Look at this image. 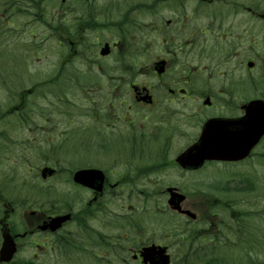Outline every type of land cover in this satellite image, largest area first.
Returning a JSON list of instances; mask_svg holds the SVG:
<instances>
[{"label": "flooded vegetation", "instance_id": "af4514ba", "mask_svg": "<svg viewBox=\"0 0 264 264\" xmlns=\"http://www.w3.org/2000/svg\"><path fill=\"white\" fill-rule=\"evenodd\" d=\"M248 2L251 5L239 0H61L55 13L61 14L60 41L65 46V87L67 90L77 88L88 92L83 95L84 99L93 104L90 108L101 122L99 124L106 125L109 129L114 127L117 130L119 118L130 121L126 115L121 116L117 109L121 111L139 107L137 111L140 113L136 112L139 120L131 126L126 125L118 135L112 131L116 136L112 140L123 143L128 142L132 136L140 146L129 145L130 141L127 143L129 148L133 146L135 150L110 151V154L118 155V164L125 162V155L130 162L122 165L121 169L102 167L106 175L102 191L75 185L81 191L90 192L89 198L82 201L77 210L74 205L79 197L62 200L56 197L53 203V194L47 187L52 180L63 174L55 164L50 166L54 173L46 177L41 174L42 168L37 171L38 181H44L43 190H32L27 201L3 202V213L7 218L0 220L14 236L19 245L18 251L26 253L21 260H18L19 255L16 253L18 262L73 264L78 260L83 264L86 260L93 261L94 256L103 257L102 254L111 253L119 255L122 252V255L130 254L133 258L134 262L128 261V264H155L159 258L157 254L163 250L169 255L168 264H264V250L259 247L260 236L256 239V250L260 255L254 258V262H244V253H247V247H244L247 243L244 223L239 218H220L219 212L213 210L219 208L222 202L211 200L203 183L198 185L193 177L189 183L180 180L181 174H195L196 171L184 170L174 175L168 174L159 178L156 183L164 186L165 191L173 187L181 192L187 188L195 193L196 200L189 205L188 194H185L182 207L196 215L192 218H173L174 225L165 224L172 230L144 231V222L157 219L144 218V207L141 208L143 212L139 210L136 217L128 216L127 208L120 214L110 208L117 190H133L134 185L140 182L133 179V175L136 174L138 178L141 174L142 180H147L159 173L165 164L175 163L174 160L180 153L197 142L204 123L212 117L240 121L239 126L228 127L230 131H225L248 141L247 145L253 143L248 157L227 163L241 164L251 160L249 162L255 161L257 164L261 159L264 162V134L255 142L252 137L258 129L253 127L254 123L246 126L247 110L250 108L258 107L256 112L249 115H253L259 124L264 122V111L261 112L260 109V106L264 107V17L261 15L264 0ZM218 3L230 5L234 13H245V18L239 21L242 30L239 24V31L235 35L236 43L230 40L233 42L230 55L231 58H236L235 64H231L230 71H223L222 82L212 79L214 71H206L203 66L197 69L198 56L210 57L211 54L203 43L190 39L196 36L195 29H198L194 14ZM0 4L2 14L6 12L4 5L35 14H47V10L54 7L52 0H0ZM165 5L177 15L167 19L159 15V10ZM148 9L157 14V23L144 22V10ZM135 13H139V18L133 16ZM187 28L193 29L184 38L182 32ZM148 30L161 36L156 40H159L163 54L156 56L154 60H165L164 70L161 72L155 69V64L150 66L143 62L147 58L142 55L144 41L149 36ZM104 31L109 34L104 35ZM114 37H117L116 40ZM221 39L223 40L222 37ZM202 41L207 42L206 39ZM187 43H191L192 47L184 51ZM106 44L109 46L108 52L102 53ZM218 57L229 61V56L222 52ZM222 66H226L225 61ZM68 67H72L71 71ZM134 79L138 82H126ZM125 85L130 89L125 91V95L129 96L132 103L123 102V98H119V102L117 100V91ZM101 89L110 95L106 97L103 94L104 100H107L103 103L105 113L100 112L102 100L97 99L98 102H95L96 95H102L97 94ZM216 89V97L220 101L214 96ZM207 98L209 104L204 103ZM200 100L206 111L214 106L223 111L203 118L204 120L198 119V110L201 108L197 105ZM198 120L201 121L198 123ZM119 127L122 128L121 125ZM122 136L127 140H122ZM134 153H140L141 156H134ZM93 154L99 155V152ZM87 167L101 168L100 165ZM62 170L69 172L67 168ZM171 176L174 177L168 178ZM197 186L200 194L196 191ZM144 187L148 186L144 183L139 190L144 191ZM68 203H71V207ZM24 204H27V210L24 209ZM55 205L57 207L54 208ZM67 213L71 214L70 219L57 229L50 226L53 218ZM178 215L187 217L183 212ZM168 219L160 218L162 222ZM117 226H133L140 231L117 233ZM0 230L2 233V224ZM128 234L131 236H127ZM117 236L121 241H118ZM125 244L131 246L126 247ZM28 245L31 246L30 249ZM146 248H151V252L145 253ZM249 251L254 252L252 249ZM84 253L92 257L84 258Z\"/></svg>", "mask_w": 264, "mask_h": 264}, {"label": "rangeland", "instance_id": "374dc122", "mask_svg": "<svg viewBox=\"0 0 264 264\" xmlns=\"http://www.w3.org/2000/svg\"><path fill=\"white\" fill-rule=\"evenodd\" d=\"M224 1L231 2L234 0ZM239 1L251 5L248 0ZM60 3L61 0H52V6L54 7L51 10L48 9L47 14L29 13L30 11L21 8L12 9L9 5H4L5 14H8H2L0 11V115L7 112L12 106H19L21 99L19 91L25 93V107L14 115H8L2 126L8 131V136L0 139V218L3 216V202L27 201L32 190H43L45 187L43 185L44 181H38L37 171L47 164L58 165L63 173L52 180L50 186L47 187L53 194V203H55L54 198L56 197L59 200L72 199L74 196L79 197V201L74 205V209L77 210L80 203L89 198L90 192L87 190L81 191L75 187L72 182V174H67L62 168H67L70 171L79 167H98L100 165L101 168L105 169L113 166L117 167L116 169H121L122 165L129 163L130 160L125 155V162L122 165L116 164L115 160L118 155L110 154V149L105 146V142L116 143L115 146L111 145V149L115 147L116 150L124 151L135 150L129 148V145L140 146V143L132 136L128 139V142L131 141L133 144L130 142L129 145L126 141L121 144L112 140L116 137L112 131H115L118 135V132L121 129L124 130L126 125L131 126L132 123L135 124L139 120L136 116L139 107L125 108L121 111L117 109L121 116L126 115L130 121L119 118L117 130L114 127L109 129L106 125L99 124L101 122L90 108L93 104L84 99L83 95L88 92L77 88L76 90H67L65 87V78L63 77L66 73L63 70L65 46L60 41L61 14L55 13ZM159 12V15L167 18H173L177 15L167 5L162 7ZM133 16L139 18V13H135ZM194 16L198 29H195L196 36L190 39L203 43L211 54L210 57L198 56L196 60L197 69L203 66L206 71H214L212 79L222 82L223 71H230L231 64H235L236 58H231L230 55L233 51L231 45L237 41L235 35L239 31V21L245 18V13L235 14L230 5L218 3L204 10H199ZM157 21L158 16L156 13H153L150 9L144 10L145 23H157ZM192 29L187 28L184 30L182 37L187 38ZM146 31L145 25L144 32ZM112 33L117 32L112 31ZM103 34L108 35L109 32L104 31ZM147 34L149 36L148 40L145 39L144 41V54L142 55L144 58L147 57L143 61L144 65H148L156 56H162L163 54L162 50L160 51L159 40H156L161 36H158L153 30H148ZM114 38L116 40L117 37ZM205 39L207 42L202 41ZM191 47L192 44L187 43L183 50L188 51ZM237 50L236 48L235 51L237 52ZM196 51L199 53V50L196 49ZM221 52L223 55L229 56V61L218 57ZM164 54L166 56L167 51ZM223 61H225L226 66H222ZM71 69L72 67H68L69 71ZM205 75L208 74L205 73ZM127 81L138 82L136 79ZM100 83L102 82L100 81ZM29 89L32 90L29 91L30 94L27 93ZM15 90L18 91V96L12 98L11 92ZM129 90L125 85L124 88L117 91L118 102L119 98H123V102L132 103L129 96L125 95V91ZM97 94L102 95H96L95 102H98L97 99L102 100L100 112L105 113L103 103L107 100H104V95L106 97L110 95L105 90ZM216 94L217 89L214 90V96L217 99ZM202 102L200 100L197 105L201 108V110H198V119L202 120L223 111L218 110L217 106L206 111ZM23 115L26 116L23 118ZM201 120H198V123ZM108 132L111 134L108 135ZM122 140L127 139L122 136ZM94 152H99V155L93 154ZM134 156H141V154L134 153ZM249 161L251 160L241 162V164L208 163L204 169L196 172V174L183 173V175H180V180L189 183L193 177L198 185L203 183L202 186L206 188L210 199H217L222 202L219 208L213 210L219 212L220 218H239L241 223L248 227L246 229L248 232L244 234L247 242L244 247H247L245 248L247 253L256 257L260 255L256 250L258 236H260V239H258L260 241L259 247L264 250V162L263 159L257 164H255V161ZM165 165V168L150 176L147 180H142L141 174L138 175V178H136V174L133 175V179L140 182L134 185L133 190H117L110 205L111 210H115L116 214H120L127 208L128 216L136 217L139 210L141 211V208L144 207V218L148 220L157 218L153 222H144V231L153 232L172 230L171 227L165 224L174 225L173 218H187L170 210L167 203L168 192L163 190L164 186L156 185L162 176L174 175L179 170V166L177 167L174 163ZM245 176L250 178L251 181L253 180L252 189L250 186L245 185L243 179ZM172 177L174 176L168 178ZM10 178L13 180H8ZM216 181H221L220 184L225 186L221 190L216 188ZM144 183L148 187H144V191L139 190ZM244 186V191L239 190ZM196 191L199 194L201 193L198 186ZM184 192L188 194V205L196 200L194 191H189L186 188ZM68 204L71 207V203ZM55 207L57 206L55 205ZM24 209H28L27 204H24ZM244 211L250 212V214L242 215ZM160 218L169 219L162 222ZM116 231L117 233H130L139 232L140 230L133 226L131 228L117 226ZM127 236H131V234ZM118 241H121V238L118 237ZM1 242L0 233V246ZM28 246L30 249L31 246ZM119 246L117 245V247ZM249 249L254 252L249 251ZM122 254L120 252L119 255L111 253L108 255L102 254L103 257H92L88 253H84V258L92 257L94 260H86L87 262L85 261L83 264H128L134 262L130 254ZM18 255V260H21L26 256V253L20 251ZM228 259H231L230 254ZM22 262H18L16 257L13 264H22ZM73 264L82 263L76 260Z\"/></svg>", "mask_w": 264, "mask_h": 264}, {"label": "water", "instance_id": "95a60500", "mask_svg": "<svg viewBox=\"0 0 264 264\" xmlns=\"http://www.w3.org/2000/svg\"><path fill=\"white\" fill-rule=\"evenodd\" d=\"M107 47L102 50V53H106ZM208 102V101H207ZM251 109V108H250ZM248 109V115L246 116V126L249 123H254L260 134H257V139L260 137L261 133L264 131V122H257L256 118L253 117V110ZM258 109V108H257ZM261 112L264 111V107H260ZM255 111V110H254ZM229 120V121H228ZM240 122V121H239ZM239 122L230 121V119L223 118H214L206 122L203 128L202 135L198 143L188 148L184 153H182L177 161L184 167H200L207 159H239L246 156V149H243L245 141L240 137H236L231 133L225 131L228 130V127H237ZM234 123V125H231ZM257 130V131H258ZM47 170H44V175ZM103 172L96 169H82L78 170L74 174V181L88 185L90 187H97L102 189L103 186ZM98 185V186H96ZM184 199V195H180L176 192H172V197L170 203L174 208L180 209V202ZM64 219H67V216L62 217L61 219H56L57 224L54 228L61 223ZM4 241L2 248L0 250V262L10 261L16 251V244L13 237L10 233L5 232L3 234ZM163 253H158L159 258L156 260V263H167V257L162 255Z\"/></svg>", "mask_w": 264, "mask_h": 264}, {"label": "trees", "instance_id": "16d2710c", "mask_svg": "<svg viewBox=\"0 0 264 264\" xmlns=\"http://www.w3.org/2000/svg\"><path fill=\"white\" fill-rule=\"evenodd\" d=\"M4 116H0V118H3ZM2 132L0 131V134H1Z\"/></svg>", "mask_w": 264, "mask_h": 264}]
</instances>
